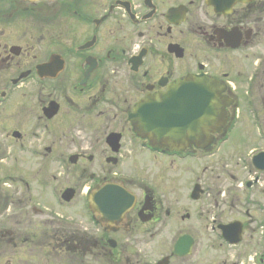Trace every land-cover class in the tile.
<instances>
[{
	"label": "flooded vegetation",
	"instance_id": "flooded-vegetation-1",
	"mask_svg": "<svg viewBox=\"0 0 264 264\" xmlns=\"http://www.w3.org/2000/svg\"><path fill=\"white\" fill-rule=\"evenodd\" d=\"M252 135L264 0H0V264H264Z\"/></svg>",
	"mask_w": 264,
	"mask_h": 264
},
{
	"label": "water",
	"instance_id": "water-1",
	"mask_svg": "<svg viewBox=\"0 0 264 264\" xmlns=\"http://www.w3.org/2000/svg\"><path fill=\"white\" fill-rule=\"evenodd\" d=\"M39 1V0H37ZM185 84H183L184 87ZM196 94V93H195ZM189 93L185 88H183L182 96H187ZM197 95H201V92H198ZM171 105V106H170ZM178 105V104H176ZM184 105V103H183ZM209 103H193V106H196L197 112L193 113V119L200 118H210L214 116L213 112L209 110L207 107ZM174 103H141L134 110L132 115V119L135 122H138L141 130L146 133H151L157 139L163 137H173V139L177 136L174 128L177 127ZM182 120L186 118V113L183 110Z\"/></svg>",
	"mask_w": 264,
	"mask_h": 264
},
{
	"label": "rangeland",
	"instance_id": "rangeland-1",
	"mask_svg": "<svg viewBox=\"0 0 264 264\" xmlns=\"http://www.w3.org/2000/svg\"><path fill=\"white\" fill-rule=\"evenodd\" d=\"M251 138L252 140L245 147H264V145L260 141L255 140L256 137L252 135Z\"/></svg>",
	"mask_w": 264,
	"mask_h": 264
}]
</instances>
